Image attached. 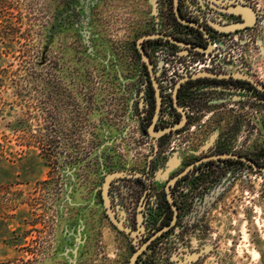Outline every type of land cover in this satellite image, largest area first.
I'll return each mask as SVG.
<instances>
[{"label": "rangeland", "instance_id": "obj_1", "mask_svg": "<svg viewBox=\"0 0 264 264\" xmlns=\"http://www.w3.org/2000/svg\"><path fill=\"white\" fill-rule=\"evenodd\" d=\"M252 3L256 25L207 59L245 69L264 86V0ZM152 7L151 0H0V264H127L132 238L109 224L100 193L107 174L144 170L153 151L140 129L147 76L136 51L159 25ZM154 45L157 67L167 60L176 74L182 51ZM188 92L190 110L203 111L188 132L191 149L218 143L263 161L264 105L242 102L233 88ZM176 135L153 164L160 184L185 152ZM175 146L182 153L173 155ZM184 199L191 246H204L195 264H264L263 173L214 165Z\"/></svg>", "mask_w": 264, "mask_h": 264}, {"label": "flooded vegetation", "instance_id": "obj_2", "mask_svg": "<svg viewBox=\"0 0 264 264\" xmlns=\"http://www.w3.org/2000/svg\"><path fill=\"white\" fill-rule=\"evenodd\" d=\"M252 1L151 0L157 9L156 16H152L154 22L156 21L155 18L159 20L157 21V23L159 22V25L156 26V24L153 23V29L148 30V32L142 36L162 34L164 36H170L179 42L189 44L191 47H177L162 38L145 39L140 44L151 62L160 96V108L158 116L154 122V129L162 130L178 124H181V126L176 130H171L157 138V149H153L150 154L151 156L147 158L144 170L138 171L140 176L115 179L110 184L108 194L111 204L118 209L119 212L117 213L123 212L126 227H128L131 232L136 233L134 238L131 237L132 242L130 243L132 246L131 256L136 251L140 250L134 264H195L202 257V253L204 252H202L201 249L204 246L200 248H192V238L187 235L190 234V231L193 230L194 227H191L187 222H182V212L187 207L185 205V196L193 194L198 185L201 187L206 174L210 172L214 165L240 164L248 166L243 162L232 159H219L202 162L203 159L221 153H231L243 156L247 159L253 160L258 165L264 166V151L262 154L263 161H260L255 155L234 153V151H223L218 147V143L215 146H196V148L191 149V141H189L190 134H188L191 130V123L199 120L203 113V111L195 112L190 110L191 105L188 102L190 92H188V90L199 86L210 88H233L245 95V99H243L242 102L259 103L261 105H264L263 92L257 91L245 81H237L233 79L221 81L203 80L189 84L185 83L182 84L177 93V105L179 109H181V112L175 106L173 95L174 89L170 95L169 103L165 104L162 90L157 82L158 67L153 56V51L156 46L154 44L157 42L166 43L173 48L182 51L184 56H188L192 53L197 54L202 52L196 48L201 47L202 49H205L207 46H210L214 40L218 39V37H232V35L250 31L256 25L259 18L258 11ZM163 6L164 11L166 12L164 17H162L161 13ZM239 6H243L247 10H253L256 14L255 25L252 28L227 34L219 33L212 28L211 24L229 25L240 22V17L234 13ZM176 10L183 22L176 17ZM150 13L152 14V11ZM230 42H232V40ZM229 45L233 46L232 43H229ZM227 47L228 46H223V48ZM136 51L138 52L137 47ZM229 60L228 56L226 61ZM141 65L147 76V90L145 92L146 95L144 100L141 101L140 129L142 133L149 136L147 128L153 122L152 120L156 108V97L148 70L142 62ZM240 65L243 64L240 63ZM227 74L248 75L246 73H240L238 70H233ZM246 128H248L247 132L251 130L248 126H246ZM175 133L178 134L176 137L182 136L185 140L182 149V151L185 152H183L184 155L180 160L173 161V164L180 163V165L173 169L165 181L160 184L157 181L155 173H153V164L155 163V158L158 157V153H161L167 143L170 142L168 137L170 136L171 138ZM171 150L175 151L173 155H176L178 152L182 153L177 146ZM248 167L252 169L250 166ZM198 178H200V180ZM100 199L103 206L101 193ZM129 206L131 207L128 208ZM106 219L109 222L107 216ZM109 224L111 225L110 222ZM161 230L163 231L159 235H156ZM194 256H196V258L193 259ZM129 260L127 264L129 263Z\"/></svg>", "mask_w": 264, "mask_h": 264}, {"label": "water", "instance_id": "obj_3", "mask_svg": "<svg viewBox=\"0 0 264 264\" xmlns=\"http://www.w3.org/2000/svg\"><path fill=\"white\" fill-rule=\"evenodd\" d=\"M175 13H176V17L178 18V20L182 21L177 10L175 11ZM234 13L240 17V22L235 23V24H229V25L211 24L212 28L219 33L227 34V33H231V32L242 31V30H245L247 28H252L255 25V21H256L257 16L253 10H250V9L247 10L243 6H239L235 10ZM156 14H157V9H156V6H154V7H152V15L156 16ZM154 38H162L164 40L169 41L171 44H173L177 47H182V48L191 47V45L185 44L183 42H179L177 40H174L170 36H164L162 34H152V35L142 36L136 42V46H137V50H138V53H139L140 58H141V62L147 68L148 73H149V77H150L151 82H152V86L155 90V97H156L155 114H154V118L152 120L153 122L148 126L147 131H148L149 137L153 141V149L156 150L157 149V144H156L157 138L162 136L165 133H168L171 130H176L177 128H179L181 126V124H178L176 126H172V127L166 128V129H162V130H155L154 129V122L156 120V117L158 116L159 108H160V96L158 93V87H157V83L155 80V75H154L153 70H152L151 62L149 60V57L143 51V49L140 45L143 40L154 39ZM196 49L199 51H202L204 53H208L211 51L210 46H207V48H205V49H202L201 47H197ZM182 56H184V55H182ZM206 79L207 80H217V81L228 80V79H233V80H237V81H245L248 84H250L251 86H253L257 91L264 93V86L255 82L253 80V78L250 77L249 75L215 74V73L208 72V71L200 72V73L194 74V75L189 76V77H184L181 80H179V82L176 83V85L174 87L173 95H174L175 106L179 111H181V109H179V107L177 105V93H178V90L181 88L182 84H185L188 82H194L197 80H206ZM219 159L220 160L221 159H232V160L240 161V162H243L244 164L250 166L254 171H258V172H261L264 174V166L258 165L253 160L247 159L243 156H238V155L231 154V153H221L218 155L210 156L206 159H203L202 162L203 161L204 162L210 161V160H219ZM138 176H140V173L138 171L119 170V171L111 172L105 176L102 187H101V197H102V201H103V209H104L105 215L107 216L109 222L111 223L113 228H115V230H117L121 233L130 235L133 238L135 237L136 233L131 232L130 229L128 227H126V224L124 223L125 219H124L123 212L117 213L119 211L116 207H114L111 204L108 193H109L110 184L113 180L132 178V177H138ZM173 221H172V223H173ZM162 231L163 230L159 231L156 235H159ZM139 252H140V250L136 251L131 256L128 264H134V261H135ZM194 258H196V256H194L193 259Z\"/></svg>", "mask_w": 264, "mask_h": 264}, {"label": "built area", "instance_id": "obj_4", "mask_svg": "<svg viewBox=\"0 0 264 264\" xmlns=\"http://www.w3.org/2000/svg\"><path fill=\"white\" fill-rule=\"evenodd\" d=\"M235 35H237V34H235ZM235 35H232V37L228 36L231 39L226 37V36L218 37V39L214 40L212 42V44L210 45L211 51L208 53H204V52H200L197 54L192 53L188 56H181V57L176 53L175 58L178 61L182 62V63H179L178 67L180 69L179 68L176 69V74H175L174 69H172L170 72H168L169 64H168L167 60L166 61L160 60L158 62L159 72L157 74V77L159 78L158 84L162 90V93H163L162 96H163L165 104L169 103L170 95H171L172 90L174 89L176 83L179 82V80H181L184 77H189V76H192L194 74H197L200 72H205V71L212 72L215 74L232 72L233 69H232L231 64L220 63L219 65H222V66H216V64H214V66H212L210 64L211 60L210 59L208 60L207 57L209 55H211V57L214 58L213 52H215V54H217L219 52V50H216L217 49L216 47L221 46L220 45L221 43L226 42L229 45V43L236 41ZM231 40H232V42H230ZM223 46H226V45H222L221 48ZM159 55H160L159 53L155 52L154 53V56H155L154 59L158 60ZM192 68L195 69L194 72H191ZM182 71H187V72L185 74H182ZM245 71H246L245 69H239L238 70V72H240V73H246ZM160 75H163V78H166V76H168V75L169 76L172 75V78H174L175 80L173 81V83H169V85H167L165 82L161 81L162 77H159ZM176 75L179 78H177Z\"/></svg>", "mask_w": 264, "mask_h": 264}, {"label": "trees", "instance_id": "obj_5", "mask_svg": "<svg viewBox=\"0 0 264 264\" xmlns=\"http://www.w3.org/2000/svg\"><path fill=\"white\" fill-rule=\"evenodd\" d=\"M199 81H203V80H197V81H194V82H199ZM204 81H216V80H207V79H206V80H204ZM194 82H188V84H189V83H194Z\"/></svg>", "mask_w": 264, "mask_h": 264}, {"label": "crops", "instance_id": "obj_6", "mask_svg": "<svg viewBox=\"0 0 264 264\" xmlns=\"http://www.w3.org/2000/svg\"><path fill=\"white\" fill-rule=\"evenodd\" d=\"M115 172V171H114Z\"/></svg>", "mask_w": 264, "mask_h": 264}]
</instances>
